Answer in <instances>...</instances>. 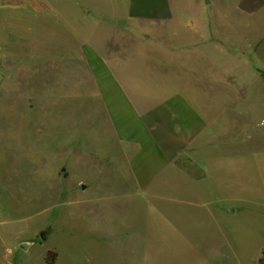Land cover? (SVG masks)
<instances>
[{
	"label": "rangeland",
	"instance_id": "374dc122",
	"mask_svg": "<svg viewBox=\"0 0 264 264\" xmlns=\"http://www.w3.org/2000/svg\"><path fill=\"white\" fill-rule=\"evenodd\" d=\"M124 1L0 0V264H260L259 0H228L223 42L184 14L178 57L108 58Z\"/></svg>",
	"mask_w": 264,
	"mask_h": 264
},
{
	"label": "crops",
	"instance_id": "0c3cea01",
	"mask_svg": "<svg viewBox=\"0 0 264 264\" xmlns=\"http://www.w3.org/2000/svg\"><path fill=\"white\" fill-rule=\"evenodd\" d=\"M187 1L188 3H186ZM124 2H126L124 10L115 9L116 13L111 16L113 20L108 30V58H121L120 52H123L125 56V54L144 49L149 46L150 43L160 44L161 48L168 56L178 57L181 53V46L176 40L178 36L174 35V28L180 25V17L184 16V14H188L194 20L192 24L193 34H206L208 32L210 33L209 38H211V40L213 35L217 37L220 42L226 39L224 38L226 33L222 37V33L219 31L220 27L223 25V21L228 20L226 13L229 9L228 0H125ZM251 5L252 6L243 5L241 9L243 11H256L254 15L248 18L254 17L257 14L260 15L258 12H264V4H261L260 0ZM237 30L238 29H236V32L238 33ZM63 32L64 34L61 35V39L64 43V40L66 42L67 39V33L65 31ZM115 35L116 37H114ZM189 40L190 39L186 42ZM71 43H75L73 39ZM73 47L74 44L72 48ZM186 47L189 50V46ZM253 49H255V47ZM79 53L81 54L83 52L80 51ZM117 53L118 55H116ZM83 56L79 55V58L82 59ZM6 57L14 59L16 55L14 52H10L6 54ZM112 151L113 153L115 152V150ZM166 151L167 152H164L165 154L177 155L179 150ZM156 152L160 153V150H156ZM142 153L144 158L140 165V187L146 188V171H148L147 160L149 158V151L143 150ZM151 153L152 152H150V155ZM173 165L179 164L171 162L157 164L156 178L158 179L160 173ZM95 166L97 169H100V166ZM142 171H144L145 178L142 177ZM108 197L110 196L108 195ZM99 199V196H97V200ZM43 235L44 234H41V236ZM1 264H4L2 258Z\"/></svg>",
	"mask_w": 264,
	"mask_h": 264
},
{
	"label": "trees",
	"instance_id": "16d2710c",
	"mask_svg": "<svg viewBox=\"0 0 264 264\" xmlns=\"http://www.w3.org/2000/svg\"><path fill=\"white\" fill-rule=\"evenodd\" d=\"M57 260H58V254L55 252H50L47 257V264H56ZM260 264H264V258H261Z\"/></svg>",
	"mask_w": 264,
	"mask_h": 264
},
{
	"label": "bare ground",
	"instance_id": "6f19581e",
	"mask_svg": "<svg viewBox=\"0 0 264 264\" xmlns=\"http://www.w3.org/2000/svg\"><path fill=\"white\" fill-rule=\"evenodd\" d=\"M41 162H42V161H41ZM37 163H38V162H37ZM37 163H36V164H37ZM94 198H95V197H94Z\"/></svg>",
	"mask_w": 264,
	"mask_h": 264
},
{
	"label": "water",
	"instance_id": "95a60500",
	"mask_svg": "<svg viewBox=\"0 0 264 264\" xmlns=\"http://www.w3.org/2000/svg\"><path fill=\"white\" fill-rule=\"evenodd\" d=\"M0 84H1V81H0Z\"/></svg>",
	"mask_w": 264,
	"mask_h": 264
}]
</instances>
